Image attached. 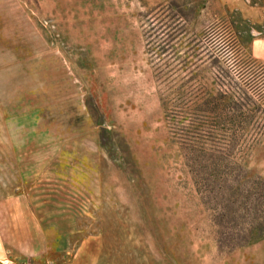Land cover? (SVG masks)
Returning a JSON list of instances; mask_svg holds the SVG:
<instances>
[{
	"label": "rangeland",
	"instance_id": "obj_1",
	"mask_svg": "<svg viewBox=\"0 0 264 264\" xmlns=\"http://www.w3.org/2000/svg\"><path fill=\"white\" fill-rule=\"evenodd\" d=\"M227 12L264 32V0H0V261L264 264V239L219 251L195 186L201 151L264 179V133L191 137L215 62L190 84L177 61ZM249 51L264 64V35Z\"/></svg>",
	"mask_w": 264,
	"mask_h": 264
},
{
	"label": "trees",
	"instance_id": "obj_2",
	"mask_svg": "<svg viewBox=\"0 0 264 264\" xmlns=\"http://www.w3.org/2000/svg\"><path fill=\"white\" fill-rule=\"evenodd\" d=\"M166 9L186 20L182 7L167 4ZM220 24L224 31L213 30L202 39H192L187 57L177 62L188 72L195 69L190 73V84H200L194 75L198 71L196 62H215V66H210L214 70L210 87L203 88L199 102L193 106L197 120L191 137L202 135V140L213 145L234 149L244 141L254 142L264 133V64L257 62L249 51L255 32L259 35L264 32L243 19L240 13L227 12V20ZM159 27H163V23H159ZM202 55L204 57L199 59ZM177 96L178 102L174 99L172 104L184 105L181 95ZM88 111L92 117L89 108ZM104 134L100 132V145L106 141ZM199 154L198 159L202 161H198L201 169L195 173L196 191L217 228L219 251L238 250L262 241L264 179L249 175L220 151ZM123 156L127 158L122 159L125 168L136 175L131 182L138 188L140 176L130 153L126 151Z\"/></svg>",
	"mask_w": 264,
	"mask_h": 264
},
{
	"label": "crops",
	"instance_id": "obj_3",
	"mask_svg": "<svg viewBox=\"0 0 264 264\" xmlns=\"http://www.w3.org/2000/svg\"><path fill=\"white\" fill-rule=\"evenodd\" d=\"M0 264H5V263H3L2 261H0Z\"/></svg>",
	"mask_w": 264,
	"mask_h": 264
}]
</instances>
